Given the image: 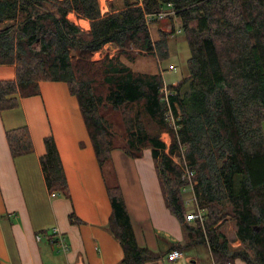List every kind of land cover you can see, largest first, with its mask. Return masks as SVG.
I'll return each mask as SVG.
<instances>
[{
  "label": "trees",
  "instance_id": "obj_1",
  "mask_svg": "<svg viewBox=\"0 0 264 264\" xmlns=\"http://www.w3.org/2000/svg\"><path fill=\"white\" fill-rule=\"evenodd\" d=\"M119 4L102 14L98 0H0V65L15 68L14 80L0 81V112L39 95L40 82L67 86L105 184L107 229L121 246L122 264L156 263L162 256L135 240L113 150L131 159L151 151L166 207L187 233V241L170 251L205 245L214 264H264V0ZM71 12L89 22L88 31L67 19ZM162 12L166 16L158 18ZM176 32L190 52L188 75L177 83L164 87L161 73L136 72L127 64L139 55L167 60L168 38ZM107 44L116 55L93 60ZM6 139L13 158L31 152L26 127L7 131ZM43 142L39 163L47 190L69 198L55 142L51 136ZM184 164L192 171L190 181ZM187 186L204 212V221L194 226L184 218ZM69 220L79 223L73 214ZM227 220L237 247L224 231Z\"/></svg>",
  "mask_w": 264,
  "mask_h": 264
},
{
  "label": "crops",
  "instance_id": "obj_2",
  "mask_svg": "<svg viewBox=\"0 0 264 264\" xmlns=\"http://www.w3.org/2000/svg\"><path fill=\"white\" fill-rule=\"evenodd\" d=\"M98 1L102 14L110 7L120 9L119 1L106 0L104 6ZM67 19L89 30V22L74 13ZM14 79V66L0 65V81ZM21 127L28 131L31 152L13 158L6 132ZM262 129L264 133V122ZM48 136L59 153L69 198L50 195L45 185L39 158ZM111 160L137 244L162 256L146 264H196L181 249L179 259L168 258L171 245L185 243L187 233L166 207L151 151L131 159L113 150ZM71 214L78 224L71 223ZM110 214L77 100L64 83L40 82L39 95L20 98L16 109L0 112V264H122L121 246L107 229ZM54 229L64 238L66 251L51 243ZM202 246L207 254L203 264H213ZM231 264L245 263L235 259Z\"/></svg>",
  "mask_w": 264,
  "mask_h": 264
},
{
  "label": "rangeland",
  "instance_id": "obj_3",
  "mask_svg": "<svg viewBox=\"0 0 264 264\" xmlns=\"http://www.w3.org/2000/svg\"><path fill=\"white\" fill-rule=\"evenodd\" d=\"M104 1L106 0H100L102 6H104L103 5ZM117 1L119 0H115V2ZM175 23L178 26V22H175ZM81 26L79 27L83 31H85L83 29V25ZM166 29L170 30V27L168 26ZM150 32H151L152 39L153 40L157 39L156 28L154 26H151ZM167 46H168V51H169V58L167 60H162V59L157 60L150 56L139 55L133 63H127L126 61L124 60L123 61L127 63L136 72L161 73V77L164 81L163 83L164 87L168 86V84H175L179 80H181L183 77H186L188 75L187 60L190 56V52H189L184 35L182 33L180 34L179 32H176L175 36L173 37L170 36L168 38ZM116 53H117V49L115 47L105 46L101 53L93 55V60H99L103 56L114 57ZM170 65L173 67L172 69H169ZM161 140H163L165 144L169 146L170 138L167 134H162ZM173 160L175 163H178L180 165V162L176 158H173ZM180 167L182 169V164L180 165ZM191 186H187L182 190L183 198L185 200V205L189 206L188 209H186L185 211V215L190 214L195 208V201H194V197L192 194ZM188 224L191 226H194V224L196 223L188 222ZM224 231L227 234L228 239L232 242V246L237 247L239 245V242L234 241L235 236H234L233 222L229 220L225 221ZM181 250L184 253H187L185 255L189 257L192 256V258L195 261H197L196 264H203L207 257L206 249L202 245L182 247ZM185 255L183 256L184 259L187 258Z\"/></svg>",
  "mask_w": 264,
  "mask_h": 264
},
{
  "label": "built area",
  "instance_id": "obj_4",
  "mask_svg": "<svg viewBox=\"0 0 264 264\" xmlns=\"http://www.w3.org/2000/svg\"><path fill=\"white\" fill-rule=\"evenodd\" d=\"M140 1L141 0H138L139 3H140ZM164 16H166V13L162 12V13L159 14L158 18H162ZM150 18H151L150 16H148L146 18L147 22H149ZM102 50L98 51L95 54L101 53ZM172 68L173 67L170 65L169 69H172ZM164 90H165V88L163 89V92H164ZM164 95L165 96L167 95V91L166 90L164 92ZM183 167H184L183 168V176L190 181V179L192 177V171L185 164H184ZM184 218H185L186 222H194V223L200 222V223H202L204 221V212L195 203V208L193 209V211L190 214L185 215ZM52 238H53V239H51V243L52 244H55V245L59 246L62 251L63 250L66 251L67 250V246L65 244L64 238L55 229L52 232ZM37 239H39V238H37ZM180 257H181V253L178 250H171L168 253V258L171 259V260H177Z\"/></svg>",
  "mask_w": 264,
  "mask_h": 264
}]
</instances>
